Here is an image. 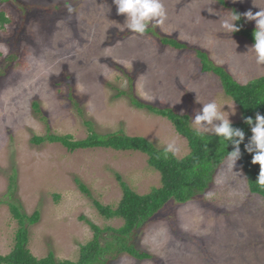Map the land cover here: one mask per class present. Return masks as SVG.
<instances>
[{
    "label": "rangeland",
    "instance_id": "rangeland-1",
    "mask_svg": "<svg viewBox=\"0 0 264 264\" xmlns=\"http://www.w3.org/2000/svg\"><path fill=\"white\" fill-rule=\"evenodd\" d=\"M227 1L244 13L264 8V0H256L259 7L254 0ZM161 3V22H149L155 34H139L127 28L113 0L0 1V16L9 19L0 20V254L13 249L19 227L4 201L16 199L28 214L41 211L28 227L34 255L53 251L76 261L94 235L87 220L102 229L124 224L102 215L95 200L116 210L122 182L139 194L161 185L160 172L140 151L71 150L60 142L39 144L35 136L82 140L89 120L99 134L142 136L159 148L174 141L181 159L190 152L188 140L167 118L132 104L130 95L191 119L215 100L233 106L234 115L228 105L223 109L232 122L241 120V109L215 74L202 71L194 48L246 83L264 75V65L247 53L254 44L222 27L231 11L215 0ZM245 23L256 27L246 17ZM163 37L190 47L175 49ZM245 175L239 160L233 170L223 162L204 193L186 203L169 201L133 231L132 242L152 258L112 252L107 264H264V198L251 193Z\"/></svg>",
    "mask_w": 264,
    "mask_h": 264
},
{
    "label": "trees",
    "instance_id": "trees-1",
    "mask_svg": "<svg viewBox=\"0 0 264 264\" xmlns=\"http://www.w3.org/2000/svg\"><path fill=\"white\" fill-rule=\"evenodd\" d=\"M215 1L230 9L231 12L235 11L241 15V19L235 22L240 30L233 34L242 36L254 44L255 27L246 26L244 12L227 0ZM0 20L2 23L9 22L4 13H1ZM149 32H154V28L148 27L145 33ZM161 41L175 49L190 47L176 37H163ZM194 49L200 58L202 71L215 74L220 79L226 95L231 97L241 109V120L232 122L233 127L240 128L245 132L244 143L240 145L242 155L239 161L246 174L251 193L259 194L264 198V188L255 184L260 166L251 163L252 154L245 150V144L252 136L251 127L245 123V118L255 119L257 113L264 115V75L243 83L235 79L224 66L216 64L206 51L199 48ZM123 93L125 94V92ZM130 98L136 107L147 109L155 115L170 120L177 132L188 140L190 152L181 159L177 156L173 157L171 154L165 158V148L157 147L153 141L142 136H130L123 132L99 134L93 130L89 120L85 121L89 134L82 140H73L71 135L51 133L35 136L33 141L39 144L45 141L60 142L71 150L111 148L117 151H140L148 157V163L160 172L161 185L154 187L148 193L139 194L122 182L123 197L116 210L95 200L94 204L102 215L107 218L121 217L124 219V224L119 229L112 227L102 229L87 220L94 235L89 242L81 245L80 257L76 261L59 259L53 251L43 257L34 255L28 246L30 240L28 227L40 221L41 211L36 209L32 214H28L16 199L4 201L9 205L12 217L18 222L19 227L15 234L13 249L7 254H0V264H107L109 259L106 255L112 252H127L138 259L152 258V254L139 250L132 242L133 231L141 227L144 222L149 221L169 201L186 203L204 193L211 186L217 170L225 160L227 151L233 150L234 146L231 144L228 147L226 144L222 145L221 138L212 133L197 136L195 129L190 125L191 117L188 113L180 114L169 106H158L145 102L137 99L135 95H130ZM33 106L37 112H40V104L37 101L33 103ZM13 175L9 191H12L16 185V175ZM80 187L81 190L89 193L85 185L80 184ZM9 193L8 196L12 198L13 192ZM0 204H3L1 199Z\"/></svg>",
    "mask_w": 264,
    "mask_h": 264
},
{
    "label": "clouds",
    "instance_id": "clouds-1",
    "mask_svg": "<svg viewBox=\"0 0 264 264\" xmlns=\"http://www.w3.org/2000/svg\"><path fill=\"white\" fill-rule=\"evenodd\" d=\"M113 3L117 6V13L126 16L124 24L133 33H145L149 27V22L159 23L161 22L160 18L165 15L161 0H113ZM254 3L256 4V0ZM256 6L258 5L256 4ZM259 8L260 11L255 14L252 11L244 13L247 20L255 21L256 24L253 33L255 42L249 47L247 53H253L256 63L264 65V8ZM240 19V14L235 11L230 12L229 16L222 18V27L230 32H237L240 29L235 22ZM197 103H201L198 95ZM225 105H228L231 110L233 109L232 105H218L215 100L203 103L202 109L197 111L194 119H191V124L195 126L197 136L212 133L221 138L222 145L226 144L228 147L231 144L234 146L233 150L227 151L224 160L227 168L233 170L242 155L240 145L244 143L245 132L240 128L233 127L229 115H225L227 111L223 110ZM232 114L234 115L235 111L232 110ZM245 123L251 127L252 132L249 142L245 144V150L252 154L251 163L260 166L255 184L264 188V115L257 113L255 119L246 117ZM179 152L180 148L173 141L165 147L164 156L167 158L171 154V156L176 157Z\"/></svg>",
    "mask_w": 264,
    "mask_h": 264
}]
</instances>
